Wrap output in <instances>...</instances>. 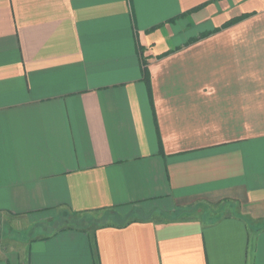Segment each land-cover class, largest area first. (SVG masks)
Returning a JSON list of instances; mask_svg holds the SVG:
<instances>
[{
	"label": "crops",
	"instance_id": "crops-1",
	"mask_svg": "<svg viewBox=\"0 0 264 264\" xmlns=\"http://www.w3.org/2000/svg\"><path fill=\"white\" fill-rule=\"evenodd\" d=\"M4 216L62 223L0 264H264V0H0Z\"/></svg>",
	"mask_w": 264,
	"mask_h": 264
},
{
	"label": "rangeland",
	"instance_id": "rangeland-1",
	"mask_svg": "<svg viewBox=\"0 0 264 264\" xmlns=\"http://www.w3.org/2000/svg\"><path fill=\"white\" fill-rule=\"evenodd\" d=\"M101 216V215H100ZM99 215H92V221L97 223L100 219ZM1 238H0V253L13 251L14 249H21L24 252V246L18 245L20 242H28L30 238L40 237L47 235L54 231L58 225H61V219H54L51 222H28L20 218L13 219L5 217L1 218ZM105 221V220H103ZM114 222V220L109 219ZM71 223V222H70ZM75 223V222H74ZM80 224L83 223L79 222ZM73 224V223H72ZM22 247V248H20ZM19 251V250H18Z\"/></svg>",
	"mask_w": 264,
	"mask_h": 264
},
{
	"label": "trees",
	"instance_id": "trees-1",
	"mask_svg": "<svg viewBox=\"0 0 264 264\" xmlns=\"http://www.w3.org/2000/svg\"><path fill=\"white\" fill-rule=\"evenodd\" d=\"M202 6H198L196 8H193L192 10L189 11V13L193 12V11H196L198 9H200ZM242 17H239V18H236V19H233V20H230L228 22H226L222 27H227L233 23H235L236 21H238L239 19H241Z\"/></svg>",
	"mask_w": 264,
	"mask_h": 264
},
{
	"label": "water",
	"instance_id": "water-1",
	"mask_svg": "<svg viewBox=\"0 0 264 264\" xmlns=\"http://www.w3.org/2000/svg\"><path fill=\"white\" fill-rule=\"evenodd\" d=\"M0 238H1V220H0Z\"/></svg>",
	"mask_w": 264,
	"mask_h": 264
}]
</instances>
